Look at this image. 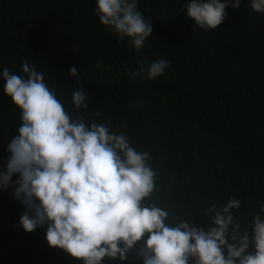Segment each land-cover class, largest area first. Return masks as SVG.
Returning a JSON list of instances; mask_svg holds the SVG:
<instances>
[{
	"label": "trees",
	"instance_id": "1",
	"mask_svg": "<svg viewBox=\"0 0 264 264\" xmlns=\"http://www.w3.org/2000/svg\"><path fill=\"white\" fill-rule=\"evenodd\" d=\"M136 2L153 27L139 50L100 24L97 0H0V172L21 123L2 73L23 75L27 62L74 119L103 124L149 154L156 173L151 201L171 221L211 226L206 210L235 198L240 206L231 212L243 235L257 214L264 219V13L253 11L251 0L236 9L229 2L223 22L202 29L187 17L191 0ZM161 59L169 67L159 77L133 76ZM77 90L89 97L85 112L72 105ZM14 188H0V264H82L48 247L47 224L31 233L18 227L25 206ZM253 252L249 232L246 254ZM101 264L142 261L130 253L127 261Z\"/></svg>",
	"mask_w": 264,
	"mask_h": 264
},
{
	"label": "clouds",
	"instance_id": "2",
	"mask_svg": "<svg viewBox=\"0 0 264 264\" xmlns=\"http://www.w3.org/2000/svg\"><path fill=\"white\" fill-rule=\"evenodd\" d=\"M229 2L234 9L240 6V0H191L185 11L196 26L216 29ZM250 7L264 13V0H251ZM96 14L101 25L137 50L153 33L136 0H97ZM168 67L163 59L141 64L133 76L150 81ZM21 71L23 75L5 68L2 73L3 92L19 110L21 123L7 143L10 156L0 172V188L14 184L13 197L25 206L18 227L31 233L47 224L48 247L82 264H101L105 258L127 261L130 253L142 264H264L260 214L243 235L231 212L240 206L235 198L219 210L215 204L206 210L211 226L171 221L169 212L151 201L156 173L149 154L103 124L89 126L83 115L74 119L43 73L27 62ZM68 74L75 77L77 71L71 68ZM88 98L77 90L71 102L84 111ZM13 176L18 178L13 181ZM249 232L254 252L246 254Z\"/></svg>",
	"mask_w": 264,
	"mask_h": 264
}]
</instances>
